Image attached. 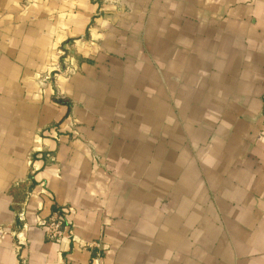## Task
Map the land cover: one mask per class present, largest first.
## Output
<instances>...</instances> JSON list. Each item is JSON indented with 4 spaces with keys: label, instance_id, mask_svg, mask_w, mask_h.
<instances>
[{
    "label": "crops",
    "instance_id": "1",
    "mask_svg": "<svg viewBox=\"0 0 264 264\" xmlns=\"http://www.w3.org/2000/svg\"><path fill=\"white\" fill-rule=\"evenodd\" d=\"M0 264H264V0H0Z\"/></svg>",
    "mask_w": 264,
    "mask_h": 264
},
{
    "label": "built area",
    "instance_id": "2",
    "mask_svg": "<svg viewBox=\"0 0 264 264\" xmlns=\"http://www.w3.org/2000/svg\"><path fill=\"white\" fill-rule=\"evenodd\" d=\"M42 135L44 134L42 133ZM38 156H42V154L40 153V155ZM40 193H42L43 195L46 194L44 186L41 187ZM39 226L42 227V229L44 230L45 238L48 242L60 243L65 240H75V235L73 231L70 230L69 226L64 221L63 213L57 211L53 212L47 218L41 219L39 221ZM93 247L100 248L101 245H90V248Z\"/></svg>",
    "mask_w": 264,
    "mask_h": 264
}]
</instances>
